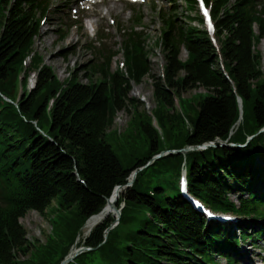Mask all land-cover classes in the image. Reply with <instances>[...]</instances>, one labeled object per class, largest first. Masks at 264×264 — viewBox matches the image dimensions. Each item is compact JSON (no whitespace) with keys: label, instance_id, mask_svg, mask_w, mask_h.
<instances>
[{"label":"trees","instance_id":"16d2710c","mask_svg":"<svg viewBox=\"0 0 264 264\" xmlns=\"http://www.w3.org/2000/svg\"><path fill=\"white\" fill-rule=\"evenodd\" d=\"M184 2L198 10L197 0ZM206 2L217 43L206 27L168 16L158 41L164 75L151 73L145 35L133 30L122 47L125 71L104 55L89 67L96 79L84 83L74 74L62 81L34 48L45 0H0V264H61L118 185L119 222L107 236L116 218L97 224L82 242L90 249L67 264H240V242L262 238L264 73L255 45L264 38V0ZM148 75L157 107L136 111L116 141L109 127L119 111L139 108L131 91ZM199 87L208 92L185 97ZM194 200L244 220H209ZM32 210L52 212L44 244L29 241L21 222Z\"/></svg>","mask_w":264,"mask_h":264},{"label":"rangeland","instance_id":"374dc122","mask_svg":"<svg viewBox=\"0 0 264 264\" xmlns=\"http://www.w3.org/2000/svg\"><path fill=\"white\" fill-rule=\"evenodd\" d=\"M109 2L110 0H96V2L94 0H45L48 9L45 15H41L40 30L34 48L41 53L44 63L51 66L62 81L67 80L73 74L84 83L89 82L90 78L96 79L97 76L92 75L89 67L93 62L102 61L104 55H113L111 59L113 71L118 68L125 71V55L122 47L127 34L133 30L145 35L147 48L150 52L151 73L162 76L164 75L165 57L158 41L168 16H172L178 25L190 24L205 28L204 23L187 17L188 15L193 17L201 15L199 3L197 5L198 10L194 11L187 9L184 0H176L175 2L170 0H141L137 2L118 0L116 4L118 9L111 15H103L97 12L98 9L102 12L104 9L106 10ZM208 5L209 7L212 6V4ZM92 23L93 26H91ZM87 26H90L89 31H87ZM255 29L259 33L258 24H255ZM73 34L79 43L76 46H69L68 38ZM255 51H259L262 56L264 73V38L256 43ZM186 56V51L182 48L180 57L185 59ZM34 82L35 74L33 73L30 78V87H33ZM207 92V89L199 87L185 92V97L192 98L199 93ZM131 97L136 99L139 108L130 105L129 108L119 111L113 124L109 127L110 131H117L114 134L116 141H118V135L123 134L130 125L136 111L152 113L157 107L154 79L151 75L146 76L141 83L133 85ZM196 101L198 98L194 99V102ZM230 197L236 201L237 193H230ZM52 205L56 206V203L53 202ZM52 216L50 210L47 214H40L32 210L21 219L27 230L29 241L33 244H44L48 241L54 231ZM238 220L241 221L244 218L240 217ZM247 221L253 223L252 220L247 219ZM228 222L233 226L238 223ZM87 235L82 228L77 240L78 243L72 247L69 254H72L73 251L80 250L83 252L90 249V247L82 245ZM244 242L252 245L250 240ZM254 243L262 248L261 255H264V234L261 240ZM28 257L29 254H18L19 259ZM235 258L240 264H243L237 254H235ZM217 259L218 262L225 263L223 258ZM86 262L87 264L97 263L91 257H88Z\"/></svg>","mask_w":264,"mask_h":264},{"label":"bare ground","instance_id":"6f19581e","mask_svg":"<svg viewBox=\"0 0 264 264\" xmlns=\"http://www.w3.org/2000/svg\"><path fill=\"white\" fill-rule=\"evenodd\" d=\"M117 1L118 0H110L109 4H107L106 10L104 9L102 12L100 9H98L97 12L101 13L103 15H111L114 11H116L118 9L116 7ZM232 1H234V0H232ZM93 25L94 24L92 23L91 26H93ZM89 30H90V26H87V31H89ZM67 43L69 46H76L79 43V40H77L75 35L73 34L68 38ZM131 178L132 177H130V180H131ZM122 189H123L122 186L114 189L111 196L107 199V202H106L104 208L99 213L94 214L88 218V220L86 221V223L83 227L85 230V233L89 234L91 232V230L97 224L101 223L102 221L107 219L109 216L117 217L118 211H117V207H116V202H117L119 195L122 192ZM232 219H233L232 220L233 222H239V220L237 219V216H235V215H233ZM262 237H263V235H262ZM261 239L262 238H260L259 240H261ZM74 252L75 251H73L72 254H74ZM236 253H237L238 257L241 259V262L243 264L264 263V255L263 254L261 255L262 248L257 246V243H256V245H254L253 243H252V245L251 244L248 245L244 241H241L237 247ZM256 253H258V255H256Z\"/></svg>","mask_w":264,"mask_h":264},{"label":"water","instance_id":"95a60500","mask_svg":"<svg viewBox=\"0 0 264 264\" xmlns=\"http://www.w3.org/2000/svg\"><path fill=\"white\" fill-rule=\"evenodd\" d=\"M213 39L215 40L214 36H213ZM208 145H214V142L205 143V144H203L202 147H207ZM200 147H201V146H198L197 148H200ZM193 148H194V147H191V146H190V147L183 148V149H181V150L187 151V150H190V149H193ZM181 150H172V152H177V151H181ZM163 154H165V152H162L161 154L157 155L155 158L160 157V156L163 155ZM136 174H137V170H135V171L131 174V176H130V177H132L131 180L129 179L128 183H127L124 187L131 186V185L133 184V182H134V180H135V177H136ZM119 187H121V185L116 186L115 189H116V188H119ZM116 207H117V206H116ZM117 211H118L117 218H116V220H115V221H114V222H113V223H112V224L106 229L105 236L108 235L109 230L115 226L116 222L119 221L120 214H121V208H118V207H117ZM81 250H82V249H81ZM81 252H82V251L78 250V251H76L74 254H69V255H67L66 258L61 262V264H67V263L73 261V260L75 259V257H76L77 255H79Z\"/></svg>","mask_w":264,"mask_h":264}]
</instances>
